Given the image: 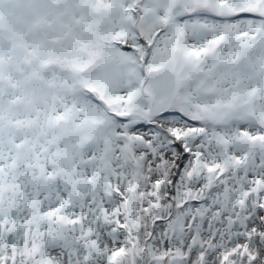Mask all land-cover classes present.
Returning <instances> with one entry per match:
<instances>
[{
    "label": "snow or ice",
    "instance_id": "1",
    "mask_svg": "<svg viewBox=\"0 0 264 264\" xmlns=\"http://www.w3.org/2000/svg\"><path fill=\"white\" fill-rule=\"evenodd\" d=\"M0 264H264V0H0Z\"/></svg>",
    "mask_w": 264,
    "mask_h": 264
}]
</instances>
